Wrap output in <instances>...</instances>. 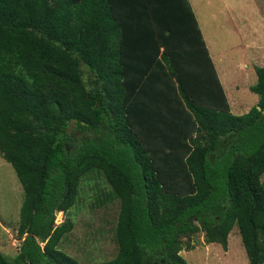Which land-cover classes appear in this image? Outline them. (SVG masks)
I'll return each mask as SVG.
<instances>
[{
  "label": "trees",
  "instance_id": "trees-1",
  "mask_svg": "<svg viewBox=\"0 0 264 264\" xmlns=\"http://www.w3.org/2000/svg\"><path fill=\"white\" fill-rule=\"evenodd\" d=\"M258 102L230 112L189 0H0V154L23 200L18 252L0 264H78L58 212L103 176L113 258L187 264L186 238L236 227L264 264V66Z\"/></svg>",
  "mask_w": 264,
  "mask_h": 264
},
{
  "label": "rangeland",
  "instance_id": "rangeland-1",
  "mask_svg": "<svg viewBox=\"0 0 264 264\" xmlns=\"http://www.w3.org/2000/svg\"><path fill=\"white\" fill-rule=\"evenodd\" d=\"M222 1L227 2V0H209L210 4H207L206 0H192L214 67L216 70L225 68V72L230 63L239 66L238 69L241 65L249 68V59L252 55L243 45L247 40L246 33L241 28H237L238 31L234 30L228 17L225 16L226 11L222 8ZM236 1L230 0L231 7L227 10L236 13L238 9L240 14H248L247 2L243 0L246 8L240 4V1L236 4ZM213 15L215 21L212 18ZM239 44L242 46H238ZM261 46L264 48V44ZM221 71L220 74L224 76ZM239 74L241 75L240 70ZM239 74H237L236 81L241 86H246ZM226 76L231 77L228 73ZM243 77L247 78L246 81L250 87L256 82L255 76L253 78L245 74ZM222 84L225 85L228 99L240 101L235 111L233 108V114H245L256 105L258 97L248 94L247 89L241 88V95H236L233 86L228 87L224 81ZM246 95L249 96L245 97ZM252 96L255 98L253 99ZM261 181L264 182V174L261 176ZM108 191H110V186L102 175L83 179L80 183L76 205L67 214L58 212L55 215V225H59L66 219L72 221V231L60 241L58 248L74 258L78 264H98L113 258L116 253V247L111 239V230L117 219L118 203L113 201L108 205L98 206L95 202ZM22 200L21 184L13 168L0 154V252L8 259L13 258L18 252L16 229ZM203 235L204 233L199 231L184 240L185 245L192 247L190 251H186L187 248L184 247L180 253L187 264H249L236 227L228 235L226 251L220 244H207Z\"/></svg>",
  "mask_w": 264,
  "mask_h": 264
},
{
  "label": "crops",
  "instance_id": "crops-1",
  "mask_svg": "<svg viewBox=\"0 0 264 264\" xmlns=\"http://www.w3.org/2000/svg\"><path fill=\"white\" fill-rule=\"evenodd\" d=\"M189 1H190L192 10L194 12L195 18L197 20V16H196V13H195L194 8H193L192 0H189ZM195 1H197V0H195ZM238 1L241 2L240 3L241 5L245 6L243 4L244 3L243 0H237L236 4L239 3ZM245 1L247 2L246 6L248 8L246 6L245 7L247 8L248 14H240L238 9H237L236 13L229 12L227 9H228V7H231L230 6V0H227V2L222 1L221 4H222V8H224V10L226 11L225 16L228 17V20L231 22L234 30L238 31L237 28H241L246 33L245 38H247V40L243 45L248 48V50H247L248 53H250L252 55V58L249 59L250 60L249 68H245L244 66L241 65L240 68L238 69L239 66H236V65H233V63L232 64L230 63V66H229V68H227L226 72H225V68L224 69L220 68L222 71L216 70V72H217L218 78L220 80V83H221V81H222V83L224 81L228 87L233 86V88H234L233 91H235L234 94L241 95V93H242L241 88H243V89L248 90L247 91V92H249L248 94H253L257 97L256 94L252 93L249 90L250 86H249L248 82L246 81L247 78H245L243 76L245 74H247L248 76H253V78L255 76V80H256L255 68H261L264 66V48L261 46L264 44V0H245ZM206 3L208 4L209 0H206ZM207 6H209V5H207ZM221 13L223 14V11ZM212 18L215 21L214 15L212 16ZM197 22H198V20H197ZM198 25H199V23H198ZM229 29H231V27ZM206 45H207V43H206ZM238 46H242V45L239 44ZM207 48H208V45H207ZM208 50H209V48H208ZM239 70L241 71V75L239 74ZM220 71H221V73L222 72L224 73V76L222 74H220ZM245 71H246V73H245ZM227 73H228V75H231V77H227L226 76ZM237 74H239V76L242 77V80H243L242 82H244L247 87L241 86V84H238V82L236 81V78L238 79ZM230 81H232V82H230ZM222 83H221V85H222L224 92H225V95L227 97L228 104L230 107V112L232 113L233 108H234L233 111H235L236 107L240 104V101L237 102V99H235V100L230 99V98L228 99L227 92L224 88L225 85ZM248 96L249 95H246L245 97H248ZM255 96L254 97L252 96V98L254 99ZM257 102H258V100L256 101V104H257ZM231 104L234 106L231 107L230 106ZM227 242H228V239H227ZM213 244H215V243H213ZM213 244H211V245H213ZM244 251H245V249H244Z\"/></svg>",
  "mask_w": 264,
  "mask_h": 264
}]
</instances>
